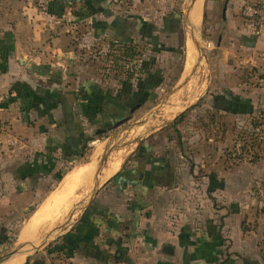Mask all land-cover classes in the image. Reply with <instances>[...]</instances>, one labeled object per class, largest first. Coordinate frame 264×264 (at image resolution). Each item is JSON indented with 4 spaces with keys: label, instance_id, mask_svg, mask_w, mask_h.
<instances>
[{
    "label": "crops",
    "instance_id": "crops-1",
    "mask_svg": "<svg viewBox=\"0 0 264 264\" xmlns=\"http://www.w3.org/2000/svg\"><path fill=\"white\" fill-rule=\"evenodd\" d=\"M197 3L200 20L194 24ZM248 3L264 0H194L192 7L191 0H0V227L15 220L9 215L27 211L29 203L39 204L41 182L51 185L52 176L81 160L92 144L89 119L98 115L95 99L109 84L88 71L96 62L86 56L93 52L102 59L104 50L138 51L140 43L152 52L174 47L180 31L189 35L202 23L217 71V88L210 94L217 95L219 109H211L223 121L263 115L264 31L255 33L243 17ZM122 60L137 68L138 59ZM113 80L112 90L134 95L128 77ZM112 101L107 107L116 109ZM229 133L226 129L222 141L208 137L205 153L192 152L190 161L179 153L175 173L169 169L174 163L153 162L155 171L142 180L120 174V164L101 182L114 157L98 176L103 185L95 200L55 250L63 251L69 264H264V211L252 192L255 180L264 183V150L255 160L226 159ZM85 144L82 157L70 156ZM90 162L65 173L59 185ZM96 169L97 163L91 183ZM52 194L47 190L28 220ZM22 229L19 243L31 241L37 248L39 236L21 242ZM21 256L24 264V252L3 264Z\"/></svg>",
    "mask_w": 264,
    "mask_h": 264
},
{
    "label": "rangeland",
    "instance_id": "rangeland-1",
    "mask_svg": "<svg viewBox=\"0 0 264 264\" xmlns=\"http://www.w3.org/2000/svg\"><path fill=\"white\" fill-rule=\"evenodd\" d=\"M196 41L203 43V54L197 49ZM77 43L83 48L81 40ZM207 43L209 40H207L206 27L201 23L192 36L186 34L185 28L180 31L175 42L172 41L174 47L162 45L163 49L158 48L152 52L144 49L141 43L137 45L136 47L139 49L137 51L135 48L137 56L135 59H138L137 68L129 67L127 63L122 65V62L121 64L115 63L114 60L111 62L112 59H116L115 56L121 55L119 53L121 51L115 53L116 50H114L113 53L111 50L103 49L105 52L103 58L100 59V56H96L98 60H96L95 52L87 55V60L96 62L92 65L94 68L90 66L88 71L93 73V76H101L106 80L103 83L109 82V84L104 90V95L100 93V96L95 99L96 103L93 109L97 110L98 115L89 119L91 122L89 125L90 143L92 144L87 147L88 151L81 160L65 164L62 167V170L59 171L60 177H63L68 171L76 169L75 167L90 161L92 157H96L95 164L97 163L98 168L103 156V167L115 158L104 171L101 182L112 176L119 169L120 164L123 166L120 174H128L131 178H140V180L145 179L146 174H148V178L151 176L150 171H155L151 170V164L155 161L159 162V160H164V163H166L165 161L174 163V167L169 163L166 164L175 173V159L179 153H182V156L190 161L192 152L200 149L205 153L204 150L208 146L205 145V141L208 137L215 135L216 138H220L219 136H221L220 141H222L225 138L226 129L230 131L228 139L231 143L229 147H225L223 153L225 158L230 159V156L231 159L238 160V158H242L241 156H247L244 154V143L248 142L250 137L255 138V135L264 136V127L253 131L250 122L254 119V122L259 123L262 119L253 117L250 120L245 117L240 121L231 117L227 121H223L224 116L218 115L211 109V106H214L216 102L218 104L217 95H211L215 91L214 88H217L214 85L217 71L214 69V49L208 47ZM189 44L194 50V59L192 51L190 52V63H188L187 52ZM89 56H91L90 59ZM115 77H128L132 80L133 82L131 81L128 87L131 88L130 92L136 89L134 95L128 96V93L123 95L121 91L118 94L112 90V80ZM91 82V84H95L92 79ZM125 84L123 83L122 86ZM250 84L253 86L254 82L251 81ZM95 85L99 87L98 84ZM159 87L161 88L159 89ZM144 88H146L145 92ZM244 88L251 89L248 86H244ZM155 89L158 91L155 92ZM176 93L180 94L182 104L179 100L171 102V98ZM175 96L178 97V95ZM111 99L115 100L112 102L117 106L116 109L107 107L111 106ZM172 103L175 106H172ZM170 106L174 109L169 110ZM109 110H114V115L110 114L113 111ZM221 125L224 127L226 125V128L223 129ZM209 151L213 152L211 146ZM239 160L247 161L244 158ZM116 163V170L110 171V165ZM154 167L159 170L161 166L155 165ZM77 176L76 171L65 176L70 179L71 188L79 186L86 177L88 178L87 183H83L72 191L66 205L54 217L34 222L32 216L28 220L30 215L48 197L47 194L45 195L47 190L51 189L52 194L61 189V185H59L61 178H58L57 175L52 176L51 185L46 186L48 183L41 182L40 190L44 194L39 197V204L29 203L30 205L25 207L27 211L24 213L13 215L14 217L9 215V219L14 218L15 220L0 227V257L22 247L19 253H27V258H29L26 264H69L65 260L66 257L60 255L61 252H64L56 251L54 244L70 226L76 223L88 203L95 200L94 198L103 185V183L99 184L100 186L95 189L94 178L91 183V177ZM94 190L96 193L92 198ZM27 220V224L22 229ZM21 229V242L39 236L41 243L37 245L38 249H32L31 245L34 242L31 241L19 243L18 237ZM27 230L29 232L25 234ZM45 239L47 242L43 244Z\"/></svg>",
    "mask_w": 264,
    "mask_h": 264
},
{
    "label": "bare ground",
    "instance_id": "bare-ground-1",
    "mask_svg": "<svg viewBox=\"0 0 264 264\" xmlns=\"http://www.w3.org/2000/svg\"><path fill=\"white\" fill-rule=\"evenodd\" d=\"M201 4L197 3L193 14H192V22H198L200 20V7ZM200 23V22H199ZM193 24V23H192ZM191 26V25H190ZM196 26V25H194ZM193 27V26H192ZM197 27V26H196ZM190 46V45H189ZM191 47V46H190ZM189 47V48H190ZM190 52L191 50L188 49V63H190ZM187 63V64H188ZM189 67V64H188ZM173 100V101H172ZM171 101L174 103V101H178V98L174 95L171 98ZM172 103V104H173ZM177 104V103H176ZM175 106V105H174ZM174 109V108H173ZM95 160L96 157L92 158V162H90L91 164L88 166H83L82 168H79L78 171H76L78 176H89V177H93V166L95 165ZM117 168V163L116 164H112L110 165V171H114ZM110 173V172H109ZM77 176V177H78ZM82 179V178H81ZM88 178L86 177L85 180L81 181V183L79 184V186H81L83 183H87ZM73 184V183H72ZM77 184V183H76ZM61 189L59 191H57L56 193H54L53 195H51L49 197V199L38 209V211L34 214L33 216V221H39L40 219H44V218H49V217H54L57 213H59L61 211V209L66 205L67 200L69 199L70 194L72 193V191L76 188H78L79 186H74L73 188L70 187L71 185V181L68 177H65L63 179V181L61 182ZM29 232V230L25 231V234H27ZM24 256L19 257V259H15L12 264H20V262L23 260Z\"/></svg>",
    "mask_w": 264,
    "mask_h": 264
},
{
    "label": "trees",
    "instance_id": "trees-1",
    "mask_svg": "<svg viewBox=\"0 0 264 264\" xmlns=\"http://www.w3.org/2000/svg\"><path fill=\"white\" fill-rule=\"evenodd\" d=\"M131 50L127 49V51L120 52L121 55L118 54V56H115L116 59H112L111 62H113V60H114L115 63H118V61H123L122 59H124V60H128L129 59V62L135 61L134 58L137 57L135 55L136 54V51H133V49H131ZM217 106L218 105H217V102H216L215 105H214V107L216 109H219ZM257 118L258 119H262L261 122L256 123V122H254L255 121L254 119H252L251 122H250V126L253 129V131L255 129H260V128L262 129L264 127V125H263V123H264V114L263 115H259V116L257 115L255 119H257ZM252 121H253V123H252ZM87 141H90V140H87ZM244 144H245V150H244L245 154L247 156L249 155V157L251 159L255 160V159L258 158V156L260 154H262V152L264 150V136L261 135L259 137V136L255 135V138L250 137L249 138V141L248 142L246 141ZM83 147L84 148H82L80 150H75L73 152V154H71L70 156L71 157H76V158L82 157V155H83V153H84L87 145L85 144ZM66 156L67 155H65L64 157H66ZM242 158H238V159H242ZM60 176L61 175H59L58 178H61Z\"/></svg>",
    "mask_w": 264,
    "mask_h": 264
},
{
    "label": "built area",
    "instance_id": "built-area-1",
    "mask_svg": "<svg viewBox=\"0 0 264 264\" xmlns=\"http://www.w3.org/2000/svg\"><path fill=\"white\" fill-rule=\"evenodd\" d=\"M121 2H129L130 0H120ZM242 15L250 22L255 33L264 31V4L248 3L243 6ZM210 45L208 44V47ZM1 106V101H0ZM245 154V153H244ZM243 157V156H242ZM246 157V156H244ZM252 192L259 203V207L264 211V183L261 180H255Z\"/></svg>",
    "mask_w": 264,
    "mask_h": 264
},
{
    "label": "water",
    "instance_id": "water-1",
    "mask_svg": "<svg viewBox=\"0 0 264 264\" xmlns=\"http://www.w3.org/2000/svg\"><path fill=\"white\" fill-rule=\"evenodd\" d=\"M193 2H194V0H191V4H190V7H192V5H193ZM190 35L192 36L193 35V33L191 32L190 33ZM196 43V47H197V49L203 54V48H202V42H195ZM104 162V156H103V158H102V161H101V163H100V165L98 166V168L96 169V172H95V176H94V185H95V189L97 188V187H99V182H98V176H99V173L101 172V170H102V163ZM96 193V190H94V192H93V194H92V198H93V196H94V194ZM91 198V199H92ZM90 199V200H91ZM86 208V207H85ZM84 208V209H85ZM48 238V237H47ZM47 242V239H45L42 243L43 244H45ZM21 248L22 247H19V248H17V249H15V250H12V251H10V252H8L6 255H4V256H2V257H0V264H3V263H5V262H7L8 260H10L14 255H16V254H18L19 253V251L21 250ZM35 250L36 249H38V248H34ZM29 261V258H27V260H26V262H25V264L27 263Z\"/></svg>",
    "mask_w": 264,
    "mask_h": 264
}]
</instances>
